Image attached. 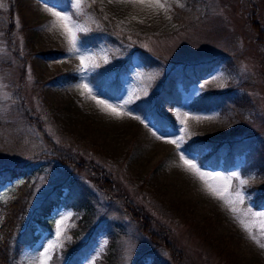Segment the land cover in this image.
<instances>
[{"label": "rangeland", "instance_id": "rangeland-1", "mask_svg": "<svg viewBox=\"0 0 264 264\" xmlns=\"http://www.w3.org/2000/svg\"><path fill=\"white\" fill-rule=\"evenodd\" d=\"M99 11L127 39L123 47L104 33ZM52 12L78 26L75 52L67 22ZM203 65L204 78L175 81L177 100L161 101L162 117L146 111L163 73ZM116 77L117 96L97 85ZM209 94L211 105L198 103ZM202 138L257 146L208 166L212 148H189ZM263 156L264 0H0V170L29 167L32 210L59 185L87 194L101 228L77 264H108L113 232L121 237L116 264L174 256L180 264H264V164L252 162ZM21 184L0 190V217ZM138 209L168 247H152L129 213ZM82 214L66 205L41 218L15 264H54Z\"/></svg>", "mask_w": 264, "mask_h": 264}, {"label": "trees", "instance_id": "trees-1", "mask_svg": "<svg viewBox=\"0 0 264 264\" xmlns=\"http://www.w3.org/2000/svg\"><path fill=\"white\" fill-rule=\"evenodd\" d=\"M47 1L49 3L57 4L61 7H67L69 5V0ZM95 9V7L94 10L93 8H91V10L93 11H95ZM98 13L100 14L103 20L102 27L104 33L108 34L115 42L118 41L122 43V47L125 45V43H128L127 39L123 38L122 34L114 35L115 27L112 24L113 21L108 17L104 18L101 15V11H99ZM123 50L126 51V47ZM141 51L146 62L156 61V59L153 57L149 58L147 53L143 49H141ZM117 66H122V62L119 61ZM205 67L206 65H203L201 71V69L196 67L188 69L186 66H182L180 68H176L175 70L170 69L167 72L163 73L158 79L159 86L157 87V89L154 87L152 96L149 98L148 101H146V104L148 105L146 111L154 115L156 118L162 117L163 115L160 113L159 110L161 101L169 98L172 100V102L173 100H177L178 93L175 89V81L180 76L186 84H188L189 81H196L198 79H201L206 75V72H204L206 69ZM104 82L105 81L101 79L97 82V85H100L102 88H107L108 91L114 90L112 92L113 94L117 90H119V80L117 79V77L113 81H111L110 85L108 86H106ZM225 95L226 94H223L221 95V97H224ZM211 96V94L203 96L202 98L198 99V103L202 105H211L213 102L211 100ZM166 118L168 123L174 122V118ZM159 121H161V119ZM262 146L263 145H260V147ZM206 147L212 148L211 152L207 154L206 157H204L205 164H207L208 166H215L221 157L224 158L226 162H228L232 157H234L235 152L244 153L245 151H249L251 153L252 148H255L253 144H248V141L231 142L225 145L221 141L216 142L215 140L210 138H202L189 145V148L196 152H202L206 149ZM234 147H237V149ZM54 157L61 158L57 157L56 155H54ZM213 160H215V162H213ZM252 162H254V165H259L260 167H262L261 164H264V156L260 159V161ZM80 168H77L78 174H82V172L79 170ZM30 177L31 173L28 166L15 165L10 168L0 170V190L12 180H22V184L20 185V187H18L14 198L11 199L4 206L3 211L1 213L0 264H15V261L18 257L19 249L23 245L31 244L37 239L38 235L36 232L38 230V225L40 224L41 218L48 216L61 204L69 205L76 211L82 210L83 214L81 215V219L79 221V227L72 231L74 239L70 244L67 245V248L63 250L64 255L60 257L57 261H55L54 264H77L82 259V257L87 255V253L90 251L91 245H93L94 243L93 240L95 237H97L99 229L101 228V225L99 224V222H97L96 219L98 214L93 209V206L88 203V200H86L87 194L85 192L82 194H76L75 197L72 195V187L74 186L72 184H69V186H67L69 188L70 193L65 194V184L59 185L43 199V201L36 209L32 210L31 207L33 204V193L32 186L29 183ZM105 180L106 177L97 175V177L94 178V183L100 189L104 190L107 186ZM263 196L264 193L260 196L259 200H261ZM118 198L121 200L120 195ZM126 206L129 207V205ZM140 211L141 210L138 209L136 211H130L129 213L131 214L134 220L139 221L140 230L143 235L148 237V240L152 244V247H168L167 245L170 244L167 242V238L158 237L156 235L157 231L154 230L152 226L148 225V223H146L145 217L141 216ZM89 227L92 228V230H90V238L85 239L84 237H82V232L84 231V233H86L85 231ZM111 235L112 237H110L108 242L106 259L108 264H116L115 259H117V251L120 245L119 239L121 237H114V235H118V233L115 234L114 232ZM173 260V262L165 261V263L180 264L179 258L174 256ZM137 264H140V262Z\"/></svg>", "mask_w": 264, "mask_h": 264}, {"label": "snow or ice", "instance_id": "snow-or-ice-1", "mask_svg": "<svg viewBox=\"0 0 264 264\" xmlns=\"http://www.w3.org/2000/svg\"><path fill=\"white\" fill-rule=\"evenodd\" d=\"M77 2H78V0H77ZM161 7H163V6L161 5ZM49 11L51 12L50 9H49ZM51 14L53 16L60 17L61 20L67 22L65 26L70 28V30L68 31V35L70 37L69 43L71 45L70 51L75 52L76 48H77V41H76L75 32L79 31L78 26L71 22V16H69V15L61 16V14L59 12H52ZM81 60H83V57H81ZM128 103H129V101H125V105H127ZM106 107H111V105H106ZM168 142L178 144V142L176 140H170ZM181 160H183L184 163L187 164L190 168H196V165L192 164L189 160L185 159V157L183 155H181ZM197 171L199 172V169H197ZM199 174L201 175V177H203V175H204L202 172H200ZM216 179H222V180L227 181V180H231L232 178L231 177H217ZM241 183H245V181H241ZM237 195L242 196V194H240V193H237ZM68 215H71V214L69 213ZM58 226L59 225H57V227ZM58 234L59 233H57V235ZM49 247H52V245H49Z\"/></svg>", "mask_w": 264, "mask_h": 264}]
</instances>
